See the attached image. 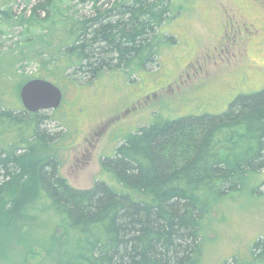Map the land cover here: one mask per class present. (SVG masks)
Returning a JSON list of instances; mask_svg holds the SVG:
<instances>
[{"label":"trees","instance_id":"1","mask_svg":"<svg viewBox=\"0 0 264 264\" xmlns=\"http://www.w3.org/2000/svg\"><path fill=\"white\" fill-rule=\"evenodd\" d=\"M73 1L0 0V38L20 27L43 67L58 57L66 78L91 80L136 62L149 66L162 44L176 40L163 29L174 0H95L83 17L68 13ZM47 120L42 111L0 102V220L34 229L46 215L64 219L69 264H196L212 202L264 173V88L239 94L220 114L142 126L102 159L119 188L103 180L73 187L57 157L44 152L58 137ZM258 248L262 256L261 240Z\"/></svg>","mask_w":264,"mask_h":264},{"label":"rangeland","instance_id":"2","mask_svg":"<svg viewBox=\"0 0 264 264\" xmlns=\"http://www.w3.org/2000/svg\"><path fill=\"white\" fill-rule=\"evenodd\" d=\"M94 2L75 0L68 13L91 15ZM114 2L98 0L97 6ZM23 7L20 1L15 8ZM172 13L163 29L176 40L161 45L155 63L140 67L136 62L93 80L79 74L66 78L58 57L46 62L45 70L48 66L35 58L36 44L23 43L20 27L0 38V102L24 107L20 90L33 78L51 80L63 91L60 107L42 110L58 135L44 152L57 157L73 187L90 188L103 180L119 188L102 159L115 156L117 146L142 126L189 114H220L239 94L264 88V0H174ZM263 180L264 173L253 174L241 190L212 202L196 264L235 259L264 264V254L253 249L260 240L264 246ZM44 218L34 229L0 220V264L74 263L64 219L59 224L57 216Z\"/></svg>","mask_w":264,"mask_h":264},{"label":"water","instance_id":"3","mask_svg":"<svg viewBox=\"0 0 264 264\" xmlns=\"http://www.w3.org/2000/svg\"><path fill=\"white\" fill-rule=\"evenodd\" d=\"M24 108L31 112L57 109L63 102V91L53 81L45 78H33L20 90Z\"/></svg>","mask_w":264,"mask_h":264}]
</instances>
